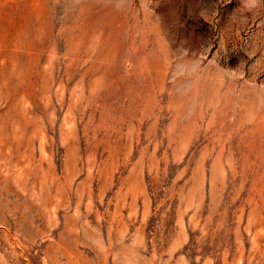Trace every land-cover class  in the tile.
Instances as JSON below:
<instances>
[{"label": "rangeland", "instance_id": "374dc122", "mask_svg": "<svg viewBox=\"0 0 264 264\" xmlns=\"http://www.w3.org/2000/svg\"><path fill=\"white\" fill-rule=\"evenodd\" d=\"M0 264H264V0H0Z\"/></svg>", "mask_w": 264, "mask_h": 264}]
</instances>
